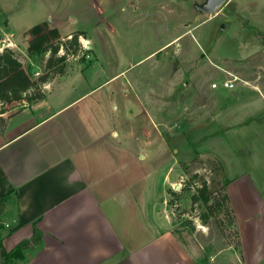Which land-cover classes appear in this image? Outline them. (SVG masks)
<instances>
[{
    "label": "rangeland",
    "instance_id": "374dc122",
    "mask_svg": "<svg viewBox=\"0 0 264 264\" xmlns=\"http://www.w3.org/2000/svg\"><path fill=\"white\" fill-rule=\"evenodd\" d=\"M205 2L0 0V51L12 49L34 78L53 75L48 52L26 49L29 28L47 22L59 31L56 55H66L64 72L40 85L43 101L0 105V128L65 106L49 125L95 152L116 186L142 201L133 204V232H170L196 264H242L234 228L221 217L202 222L205 205L192 195L219 179L207 160L214 134L230 141L264 192V0H223L213 12ZM231 75L235 86L223 87ZM21 261L0 255V264Z\"/></svg>",
    "mask_w": 264,
    "mask_h": 264
},
{
    "label": "crops",
    "instance_id": "0c3cea01",
    "mask_svg": "<svg viewBox=\"0 0 264 264\" xmlns=\"http://www.w3.org/2000/svg\"><path fill=\"white\" fill-rule=\"evenodd\" d=\"M64 107L0 128V168L9 183L0 208L5 251L30 239L35 226L40 241L21 250L20 264H196L170 232L143 239L138 223L140 232H133V204L142 201L116 186L112 169L102 170L95 152L86 155L73 138L59 135L58 125H49ZM212 138L217 148L208 154L229 179L242 264H264V192L230 141ZM146 219L147 229L148 212Z\"/></svg>",
    "mask_w": 264,
    "mask_h": 264
},
{
    "label": "trees",
    "instance_id": "16d2710c",
    "mask_svg": "<svg viewBox=\"0 0 264 264\" xmlns=\"http://www.w3.org/2000/svg\"><path fill=\"white\" fill-rule=\"evenodd\" d=\"M28 31L30 34V39L26 47L28 55L31 56L48 52L49 55L45 60V68L48 71L51 70L53 75H49L46 72L37 78L32 77L22 65L21 61L15 56L14 51L5 47L0 51V105L2 106L12 101L24 100L27 103H31L44 99L45 94L41 91L40 85L51 81L55 77L54 75L57 76L64 72L66 55L65 53L58 56L56 55L60 38L58 29L56 27H49L47 22H42L33 25ZM78 35H81V33H71V37L68 40L71 52L73 53L79 48V43L77 41ZM5 110V107H3L0 112L2 113ZM207 160L212 165L209 170L215 172L219 179L215 180V178L212 177L211 185L207 184L206 180H203L197 187L196 195L193 194L192 198L194 200H201L202 204L205 205V209L199 214L202 222L208 223L211 217H221V219L227 220V222L222 220L225 226L229 225L234 228L233 234L236 237V241L233 247L241 256V243L237 221L226 190L229 179L224 172L221 162L216 157L210 156L207 157ZM193 177L199 176L194 173L192 175V178ZM8 186L9 183L7 178L0 168V208L3 204V197L8 193L6 192ZM211 186L213 191L212 195H210ZM40 238L41 233L34 226L33 234L30 239L22 240L12 250L5 251L0 236V255L3 261L6 263L13 257L21 256L22 249H31V245L37 244ZM229 245H231V243Z\"/></svg>",
    "mask_w": 264,
    "mask_h": 264
},
{
    "label": "built area",
    "instance_id": "2783aa9c",
    "mask_svg": "<svg viewBox=\"0 0 264 264\" xmlns=\"http://www.w3.org/2000/svg\"><path fill=\"white\" fill-rule=\"evenodd\" d=\"M82 47L85 46L84 42H81ZM237 80V76L231 75V77L226 78L225 80L222 81V86L225 88H232L235 86V82ZM213 87H217V83L212 84Z\"/></svg>",
    "mask_w": 264,
    "mask_h": 264
},
{
    "label": "water",
    "instance_id": "95a60500",
    "mask_svg": "<svg viewBox=\"0 0 264 264\" xmlns=\"http://www.w3.org/2000/svg\"><path fill=\"white\" fill-rule=\"evenodd\" d=\"M223 0H206L205 4L202 5L201 9L213 12L215 7L222 3Z\"/></svg>",
    "mask_w": 264,
    "mask_h": 264
},
{
    "label": "bare ground",
    "instance_id": "6f19581e",
    "mask_svg": "<svg viewBox=\"0 0 264 264\" xmlns=\"http://www.w3.org/2000/svg\"><path fill=\"white\" fill-rule=\"evenodd\" d=\"M81 39H82V41L85 43H87V41L83 38V37H80ZM86 43H85V45H86ZM9 44H12V43H9Z\"/></svg>",
    "mask_w": 264,
    "mask_h": 264
}]
</instances>
